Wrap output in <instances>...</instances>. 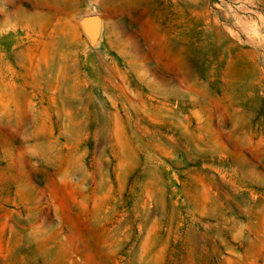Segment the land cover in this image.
<instances>
[{"label":"rangeland","instance_id":"1","mask_svg":"<svg viewBox=\"0 0 264 264\" xmlns=\"http://www.w3.org/2000/svg\"><path fill=\"white\" fill-rule=\"evenodd\" d=\"M0 264H264V0H0Z\"/></svg>","mask_w":264,"mask_h":264},{"label":"water","instance_id":"2","mask_svg":"<svg viewBox=\"0 0 264 264\" xmlns=\"http://www.w3.org/2000/svg\"><path fill=\"white\" fill-rule=\"evenodd\" d=\"M80 25L88 36L93 39L99 31L100 18L97 15L86 16L80 21Z\"/></svg>","mask_w":264,"mask_h":264},{"label":"bare ground","instance_id":"3","mask_svg":"<svg viewBox=\"0 0 264 264\" xmlns=\"http://www.w3.org/2000/svg\"><path fill=\"white\" fill-rule=\"evenodd\" d=\"M188 6H190V7H198V5L196 4V3H194V2H192V1H190V2H185V7H188ZM199 7H202V5L200 4V6ZM137 81V80H136Z\"/></svg>","mask_w":264,"mask_h":264}]
</instances>
